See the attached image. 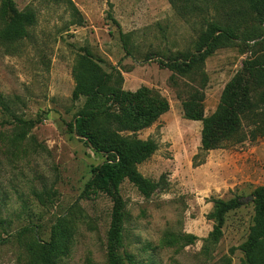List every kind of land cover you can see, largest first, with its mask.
<instances>
[{"label": "rangeland", "instance_id": "1", "mask_svg": "<svg viewBox=\"0 0 264 264\" xmlns=\"http://www.w3.org/2000/svg\"><path fill=\"white\" fill-rule=\"evenodd\" d=\"M73 1L82 21L63 0H14L19 10L35 11L36 22L23 38H0V96L11 106L6 112L0 105V264H39L30 244L36 236L49 241L59 216L67 217L73 236L57 264H107L113 203L104 192L85 190L93 169L107 158L70 128L85 103V97L73 99V66L82 47L104 71L114 66L121 71L124 90L147 89L151 98L168 104L153 125L137 133L158 143L139 170L159 181V188L146 197L128 180L122 183L121 253L133 255L135 264H243L240 247L253 224V191L264 186V136L251 135L246 120L244 141L210 150L194 165L203 124L185 118L183 103L205 83V115L213 114L245 61L264 57V43L251 49L255 41L225 42L206 58L205 79L180 75L163 62L195 51L208 21L229 24L224 0ZM4 23L0 0V30ZM253 26L264 32L259 17L242 30ZM121 32L128 35L131 54ZM13 114L40 121L23 141L12 140ZM234 197L242 205L227 213L215 241L213 200ZM29 225L37 232L20 237L19 230Z\"/></svg>", "mask_w": 264, "mask_h": 264}, {"label": "trees", "instance_id": "2", "mask_svg": "<svg viewBox=\"0 0 264 264\" xmlns=\"http://www.w3.org/2000/svg\"><path fill=\"white\" fill-rule=\"evenodd\" d=\"M62 1V0H56ZM66 1L72 11L80 17L81 13L73 0ZM172 1V0H171ZM173 2V1H172ZM228 6V25L221 21H208L207 28L195 51L188 52L178 58H170L163 65L180 75L200 74L206 78L203 69L204 62L223 43L244 42L251 49L264 43V32L261 27H251L247 31L242 28L255 17L264 22V0H224ZM1 10L5 23L0 30V38L15 41L28 35V26L36 22L34 10L21 11L14 0H1ZM110 19H114L108 13ZM128 35L121 32L128 54L131 51L127 44ZM83 53L78 55L73 66L75 87L73 99L85 97L82 110L70 123L72 131L80 135L84 142L96 152L106 155V160L93 169L91 178L86 184V192H104L113 203L111 223L107 235V264H135L131 254H122L123 217L125 199L121 193V185L125 180L133 183L146 197L151 196L159 188V181L145 177L139 170V165L149 159L158 149V143L152 139H141L137 133L153 125L159 117L168 110L166 101L151 98L147 89L127 91L122 87L124 78L117 69L104 71L100 61L88 47H82ZM149 59V58H148ZM201 85L184 100V116L189 120L202 121V137L200 152L197 158L208 151L227 147L245 140L247 134L243 131L245 122L253 128L251 135L264 136V57H254L245 61L243 70L230 80L222 93L216 111L205 115L204 93ZM0 105L5 111L11 106L0 96ZM119 111H113L114 106ZM15 137L13 141L26 139L28 131L40 121L25 119L13 114ZM130 132L131 134H125ZM254 219L250 226L247 240L241 245L244 252L243 264H264V186L253 191ZM213 211L209 218L214 221L210 238L219 240L223 234L226 215L239 208L242 201L239 197L229 200L214 199ZM36 226L29 225L19 230L23 237L29 232H37ZM72 226L66 216L57 217L51 227L50 240L37 237L30 244L31 250L39 264H57L58 258L70 251L72 242Z\"/></svg>", "mask_w": 264, "mask_h": 264}]
</instances>
